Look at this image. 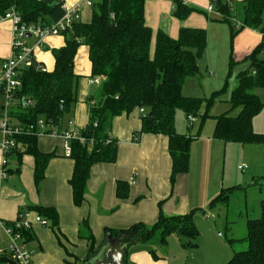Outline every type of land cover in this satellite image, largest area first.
I'll use <instances>...</instances> for the list:
<instances>
[{
    "label": "crops",
    "instance_id": "crops-1",
    "mask_svg": "<svg viewBox=\"0 0 264 264\" xmlns=\"http://www.w3.org/2000/svg\"><path fill=\"white\" fill-rule=\"evenodd\" d=\"M211 1L183 0L184 4L195 10L185 20H180L174 14V0H146L145 20L153 30L152 53L160 29L168 32L173 38L179 37L182 27L205 29L207 68L212 72L208 81L216 85L212 87L215 92L222 94V91L227 92L228 85L231 84L230 78L234 79L233 88L228 94L229 99L221 106V114L237 116L241 107H233L232 91L238 83L239 73L251 68L248 57L264 42V31L250 27L237 30L232 26L234 24L227 21L228 24L224 23L221 20L224 19L223 16L208 11ZM244 1L232 0L229 3L232 13H235L232 17L233 23L244 20ZM77 2L79 0H63V8ZM239 12L241 17L237 20L236 15ZM91 18L92 7H85L75 22H88ZM12 27L11 20H0V62L12 54ZM27 41L34 46V37H29ZM65 41L64 34L48 36L43 46L34 47L35 62L47 71H52L56 62L53 50L64 46ZM212 53L216 57L213 63ZM259 57L264 59V49ZM27 68L29 67L24 69ZM75 72L80 76L77 102L64 113L58 127L60 129L65 128L69 120H73L78 128H84L89 120V97L94 94L96 101L99 99L97 90L100 82H91L94 77L87 45H81L78 49ZM199 74L187 78L183 87L185 95L193 96L189 91L191 86H188L192 83H187L198 79ZM188 80L190 82H187ZM184 89L188 90V93H185ZM254 92L264 103V88H256ZM6 99L4 90L0 89V117L7 107ZM18 104L19 100L15 98L8 108L14 124H21L15 115L19 110ZM232 107L235 110L230 113ZM184 117L186 121L183 120ZM183 121L186 122L188 131ZM252 123L256 132L264 134V107L253 118ZM175 124L178 133L192 136L193 140L188 171L179 173L175 181H172L173 161L168 148V137L162 134L140 133L142 116L138 109L117 116L111 129V136L117 141L116 161L100 162L92 167L85 200L81 206H76L73 201L69 180L75 162L65 155L64 138L55 134H35L38 149L43 153L53 154L48 162L45 178L39 184L35 180L36 159L32 153L26 151L28 144L17 140L16 148L7 157L5 176L1 174L4 156L0 150V219L12 223L20 212H30V218L33 219L38 212L32 209L33 206L55 207L59 215L58 229L50 218L44 216L49 220V224L43 226L34 222L26 236L35 264H86L106 245L108 229H126L139 222L151 225L157 222L161 212L167 216L188 213L194 215L198 209L203 210L207 205H213L214 199L222 194H219L220 190L223 192L225 189L227 161L241 162L237 165L238 169L245 164L246 168L251 169L253 177L257 172L264 171V142L241 143L216 138L213 132L217 120L216 123L208 125V133L204 135L203 126L206 123L198 126L197 116L194 122L189 123L182 110L177 111ZM135 136L139 139L136 140ZM1 138L0 131V140ZM222 155L225 164L223 177L220 176ZM241 170L244 171L245 168ZM119 182L126 184V197L117 195ZM5 246V237L1 236L0 247ZM153 247L152 244L142 242L132 244L126 264H171L166 256L154 257L150 252ZM230 256V253L226 254L225 260ZM2 257L7 256H0ZM220 262L215 261V264H221ZM0 263L4 264L1 261ZM185 263L188 264V260Z\"/></svg>",
    "mask_w": 264,
    "mask_h": 264
},
{
    "label": "trees",
    "instance_id": "trees-1",
    "mask_svg": "<svg viewBox=\"0 0 264 264\" xmlns=\"http://www.w3.org/2000/svg\"><path fill=\"white\" fill-rule=\"evenodd\" d=\"M145 2L146 0H97L92 7L91 20L75 22L64 33L65 45L53 50L56 62L52 71H44L38 63V68L32 65L23 69L20 74L22 86L15 94L19 100V110L15 115L22 124L34 123L44 117L49 124L59 127L64 113L77 102L80 76L75 72V58L78 49L81 45L89 47L92 76L99 77L101 81L97 90L99 99L96 101L94 94L89 97V120L82 128L86 142L71 140L70 157L75 164L69 183L76 206L84 203L92 167L96 163L116 161L117 141L111 136L114 119L141 107L146 108L147 115L142 117L140 133L168 137V148L173 161L172 181H175L179 173L189 169L193 137L177 132L176 114L178 110H182L187 117L190 114L196 116L203 101L202 98L185 95L183 87L187 78L200 73L199 59L206 50L207 31L182 27L179 37L173 38L160 29L152 53L153 30L145 20ZM211 2L224 15L225 21L234 24L232 26L235 29L250 27L264 31V0L244 1V20L239 28L232 22L234 15L226 0ZM63 4V0L50 5L44 0H0V20L15 6L24 21L47 25L64 15ZM175 4L174 14L180 20H185L195 10L182 0H175ZM263 49L264 42L248 57L251 68L239 73L231 103L233 107H241V111L237 116L224 113L217 117L214 132L216 138L241 143L264 142V134L256 132L252 123L253 118L264 107V103L254 92L256 88H264V59L259 57ZM17 140L27 143L26 151L34 155L35 180L39 184L45 178L47 165L53 154H46L38 149L35 134L19 135ZM125 187L126 184L118 183L119 197H126ZM225 191L226 189L214 201L227 199ZM32 209L50 218L58 229L59 215L55 207L38 205ZM157 233L158 242L166 244L172 234L196 237L198 229L193 222V213L167 216L161 212L154 224L139 222L126 229L106 231L111 240L128 247L124 256L125 263L132 244L152 242ZM24 234L27 236L29 230ZM247 239L250 248L235 253L225 264H264V212L261 218L249 223ZM150 252L154 257H159L155 249ZM0 261L4 264H16L8 257H2Z\"/></svg>",
    "mask_w": 264,
    "mask_h": 264
},
{
    "label": "rangeland",
    "instance_id": "rangeland-1",
    "mask_svg": "<svg viewBox=\"0 0 264 264\" xmlns=\"http://www.w3.org/2000/svg\"><path fill=\"white\" fill-rule=\"evenodd\" d=\"M233 15L235 16V13ZM236 16L237 20H240L241 13H237ZM221 20L224 23L228 22L224 19ZM220 56L219 53V60ZM214 59L216 60V57L213 54L211 56L212 63ZM199 64L201 72L197 77L198 79H193L191 82L188 80L187 82L190 83L187 84L192 83L188 86H191L189 91L193 96L203 99L196 116L198 126L206 123L203 127L205 128L204 135H207L208 125L212 122L216 123L218 115L223 113L221 112V106L225 103V100L229 99L228 94L233 88L232 80L234 79L230 78L231 84L228 85L227 92L216 93L213 90L216 85L208 81L212 72L207 68L206 52L200 57ZM228 71L229 67L227 68ZM184 92L188 93V90L184 89ZM214 93L217 94H215V97ZM237 108L235 107V109ZM235 109L232 107L230 113ZM183 120L186 121V117ZM185 121L183 122L186 129ZM186 131L188 130L186 129ZM221 160L220 176L223 177L225 167L223 155ZM240 163L237 160L234 163L233 160L226 163L224 186L225 193L228 196L227 199H218L213 205H207L203 210L198 209L193 215V222L198 229L196 237L175 233L168 238V243L161 244L158 242L159 233H157L152 242H148V244L154 246L153 249H155L158 256L168 257L171 264H186L187 260L188 264H215V261H222L220 263L225 264L234 253L246 251L250 248L247 239L249 223L252 224L256 219L261 218L264 212V171L257 172L256 176L253 177L251 169L246 168L245 164L241 165L245 168L244 171L238 169L237 165ZM220 193H222L221 190ZM106 241H108V237ZM229 253L231 254L230 258L225 260L224 257Z\"/></svg>",
    "mask_w": 264,
    "mask_h": 264
},
{
    "label": "built area",
    "instance_id": "built-area-1",
    "mask_svg": "<svg viewBox=\"0 0 264 264\" xmlns=\"http://www.w3.org/2000/svg\"><path fill=\"white\" fill-rule=\"evenodd\" d=\"M96 1L79 0L74 5H65L64 15L47 25L24 21L22 14L15 6H12L2 17V19L11 20L13 24L12 54L0 62V89L4 90L7 98V107L4 110V114L0 117V131L2 133L0 150L4 156L1 168L2 176L6 175L7 157L16 148L17 137L19 135L38 133L60 135L65 140L64 149L67 157H70L72 154V139H79L82 143L86 142L87 139L82 135V129L78 128L73 120H69L67 126L63 129L49 124L43 117L30 124H14L10 119L8 108L16 98V92L22 86L20 78L22 70L25 67L32 66L35 62L33 56L34 47L43 46L46 38L50 35L64 34L70 30L75 21L80 17V11L85 7H93ZM226 2L231 3L232 0H226ZM208 11L216 12L224 17L222 13L216 10L213 3L208 7ZM234 23L237 28L242 26V22L240 21H235ZM28 34H30V37L35 38L34 46L28 43ZM42 69L47 71L45 67H42ZM100 81L99 77H94L91 80L92 83H99ZM139 113L142 117H145L147 115L146 108H139ZM195 120V115L190 114L188 116L189 123ZM135 139L138 140L139 137L135 136ZM91 143L93 144V141ZM239 168L242 169L243 167L240 166ZM30 216V212H20L18 218L12 223L0 219V237L4 236L6 242L5 247H0V256L6 255L16 264H35L24 232L30 230L34 222L47 226L49 220L39 212L35 213L33 219Z\"/></svg>",
    "mask_w": 264,
    "mask_h": 264
},
{
    "label": "water",
    "instance_id": "water-1",
    "mask_svg": "<svg viewBox=\"0 0 264 264\" xmlns=\"http://www.w3.org/2000/svg\"><path fill=\"white\" fill-rule=\"evenodd\" d=\"M46 4L50 5L55 2H61L62 0H44ZM30 37V34H28ZM33 65L38 68L37 62ZM128 247L123 243L116 240H111L108 237V241L105 246L86 264H126L124 256Z\"/></svg>",
    "mask_w": 264,
    "mask_h": 264
}]
</instances>
